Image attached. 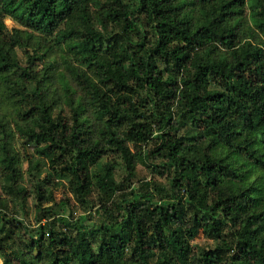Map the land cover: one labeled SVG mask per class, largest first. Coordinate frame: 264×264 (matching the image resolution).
Returning a JSON list of instances; mask_svg holds the SVG:
<instances>
[{
  "label": "trees",
  "instance_id": "16d2710c",
  "mask_svg": "<svg viewBox=\"0 0 264 264\" xmlns=\"http://www.w3.org/2000/svg\"><path fill=\"white\" fill-rule=\"evenodd\" d=\"M0 264H264V0H0Z\"/></svg>",
  "mask_w": 264,
  "mask_h": 264
},
{
  "label": "rangeland",
  "instance_id": "374dc122",
  "mask_svg": "<svg viewBox=\"0 0 264 264\" xmlns=\"http://www.w3.org/2000/svg\"><path fill=\"white\" fill-rule=\"evenodd\" d=\"M7 23L9 25H13V22L11 20H7ZM20 55L22 56V52H20ZM26 167V165H25ZM142 176H148V173L145 171L142 173ZM63 189L57 190L56 191V197L58 199H60L63 196ZM22 217H24V220L26 221V223L29 226H33L35 225V221H34V208L32 206H30L29 211L26 215H21ZM194 242L198 243V244H202V245H207L208 244V240L203 236L200 235L199 237H197Z\"/></svg>",
  "mask_w": 264,
  "mask_h": 264
}]
</instances>
